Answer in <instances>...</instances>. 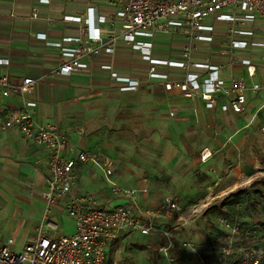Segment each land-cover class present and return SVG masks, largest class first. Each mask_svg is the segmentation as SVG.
<instances>
[{
  "label": "built area",
  "instance_id": "2783aa9c",
  "mask_svg": "<svg viewBox=\"0 0 264 264\" xmlns=\"http://www.w3.org/2000/svg\"><path fill=\"white\" fill-rule=\"evenodd\" d=\"M48 2L49 0H41ZM112 11L97 13V8L85 9V17L65 15L64 21L78 24V34L62 36L56 41L47 42L57 49L58 65L52 70L55 74L89 72L91 60L100 55L114 53L118 42L138 51L148 62L144 76L121 74L111 63L102 62L99 68L108 71L112 81L118 84L120 91H134L149 79L163 81L164 89L178 88L180 91L199 95L213 107L219 96L227 101L220 106L222 112L240 114L246 104V91L257 93L264 91V83L247 85V78L255 75V67L249 58L239 59L246 68V77L236 76L228 82L218 76L219 65L207 61H192L196 43L213 42L216 29H224L222 37L230 49H247L248 32L240 29L256 21L264 23V0H109ZM210 19L206 24L205 20ZM103 25H105L103 27ZM155 33L180 34L185 46L178 60L157 58L152 55L151 39ZM36 37L46 40L44 33ZM148 39V40H147ZM9 60L0 57V95L20 98L21 108L17 112L0 114V132L17 130L26 142L47 149L45 185L40 197L44 203L41 220L28 243L21 252H14V239L8 237L0 245V264H106L107 249L122 234L136 231L142 235H158V250L164 253L176 246L171 233L190 223L196 208L188 210L190 215L181 216L182 207L176 197L165 196L157 205L148 207L138 200V190L124 187L113 180L111 160L97 152L77 151L73 157L64 152L67 139L62 129L52 124L38 123L33 117L36 101L30 95L36 88L38 79L25 76L12 80L7 67ZM1 67L4 68L1 70ZM158 67L177 68L184 71L183 76L169 79L166 72ZM195 70L205 71L199 75ZM264 113V101L260 105ZM90 163L98 168L108 184L110 197L122 199V204L102 205L91 194L72 193L77 183V164ZM63 199L62 212L75 223L71 235L54 236L58 224L51 219L53 208ZM204 208H207L204 207ZM157 218H173L170 225L158 226ZM224 227L217 235L216 242L207 248L180 241L183 250H189L197 264H224L237 255L236 264H261L264 248H236L233 238L235 227L227 217L221 219ZM253 233H256L253 230ZM264 243V237H259Z\"/></svg>",
  "mask_w": 264,
  "mask_h": 264
},
{
  "label": "rangeland",
  "instance_id": "374dc122",
  "mask_svg": "<svg viewBox=\"0 0 264 264\" xmlns=\"http://www.w3.org/2000/svg\"><path fill=\"white\" fill-rule=\"evenodd\" d=\"M240 29L251 31L247 56L256 63L264 83V23L256 21ZM172 74L179 76V72ZM181 93L182 97L163 95L153 86L144 93L104 89L75 106L73 134L86 142L97 139L91 148H105L113 157L121 183L133 185L147 174L155 193L180 198L182 217L190 218L187 208L195 207L190 223L173 231L179 239L208 248L224 229L221 219L227 217L235 227L236 248H264L259 238L264 237V114L260 102L252 99L238 115L220 114L209 111L201 96ZM19 162L0 159V243L12 237L14 252H21L28 243L43 210L40 190L34 189V195L29 190L41 181L33 173L35 164ZM95 171H86L92 181L89 188L103 193ZM123 202L113 199L109 206ZM52 217L59 226L56 234H73L75 223L65 212ZM123 235L109 249L110 264H184L171 251L156 249L151 240ZM184 251L186 260L196 264L189 250ZM236 260L234 255L224 264H236Z\"/></svg>",
  "mask_w": 264,
  "mask_h": 264
},
{
  "label": "crops",
  "instance_id": "0c3cea01",
  "mask_svg": "<svg viewBox=\"0 0 264 264\" xmlns=\"http://www.w3.org/2000/svg\"><path fill=\"white\" fill-rule=\"evenodd\" d=\"M89 6L96 7L97 13L99 14H106L112 11V5L109 0H49L48 2H42L41 0H0V57L9 60L7 70L12 80L16 81L25 76L38 79L36 88L30 95V97L36 101V106L33 109V117L41 124H54L58 127L62 126L60 129L63 130L67 139V146L64 152L66 155L73 157L74 153L77 151L100 153L114 162L113 180L121 186L137 189L138 200L142 205L153 207L165 196H172L178 199L183 211L184 205H182L180 198H178L176 194L160 195L151 189V177L149 178L147 174H143L133 185L121 183L115 174L116 163L113 157L107 153L105 148H91L92 144L96 143L97 139L94 142H86L84 141V137H78V135L73 134L71 127H74L75 124L74 117L71 114L75 112V106L84 99L94 97L97 94L100 95L104 89L119 93H144L147 88L153 86L160 94H168L172 97L183 96L178 88L174 87L171 90H165L162 80L152 78L144 80L134 91H120L118 84L111 80L109 72L99 68L100 63H111L113 69L121 74L141 76H144L148 67V62L141 57L138 51L131 49L120 41L113 54L94 57L91 60L89 72H78L67 75L55 74L52 76L51 72L58 65L59 55L57 49L47 42L56 41L62 36L77 35L78 24L64 21L63 16L74 15L83 18L85 17L84 11ZM205 23L209 24L210 19H206ZM104 26L105 25H103V27ZM223 32L224 29L217 28V36L213 42L196 43V51L193 53L192 61H207L210 64L219 65L220 68L217 71L218 76L226 82L232 77H246V68L239 63V59L243 57L249 58L247 56L249 51L248 47L243 50L230 49L229 44L222 37ZM37 33H44L46 35V40L38 39L36 37ZM163 38L167 40L161 41ZM150 41L152 43L151 52L154 57L167 58L170 60H178L179 54L185 46L183 37L178 33H155ZM249 59L255 67V75L252 78L246 77L248 86H250L251 83H261L262 81L256 63L251 58ZM3 69L4 68L1 67V70ZM158 70L166 72L171 80L182 77L184 73L183 70L177 68L158 67ZM226 71H229L230 75L223 77L222 75H224L223 73ZM173 72H179V76L173 75ZM195 72L199 75L205 73V71L201 70H195ZM260 92L263 94L246 91L247 101L244 109L252 99L258 100L260 102L259 105L262 104L264 101V91ZM196 97L200 99V97ZM226 101V96H219L214 102L213 107L209 108V111L216 110V112L223 114L220 110V106L226 103ZM20 108L21 101L18 96L11 95L5 98L0 95V114L3 112H17ZM226 114L238 115L230 111L226 112ZM69 129H71L72 132H69ZM47 156L48 151L46 148L26 142L19 131L13 129L0 132V159L2 161L11 160L14 163L20 161L19 164H23L24 162H33V164H35L33 173L37 174L41 181L39 180L40 183L37 185L30 186L29 190L33 195L36 189H39L41 194L44 188ZM207 160L208 157H206L205 162ZM91 168L96 170L95 175L101 181L103 193H99L98 188H95V190L89 188V181L91 179L88 181L86 171ZM28 171H31V168H28ZM72 193L76 195L91 193L102 205L109 206L113 201V198L110 197L109 194L108 184L103 175L96 166L90 163L77 164V183L73 187ZM103 194L105 197L102 196ZM39 198L41 199L40 196ZM63 203L64 201L61 199L57 207H54V211L51 215L52 220H54L52 217L53 215L59 214L60 211H62L61 206ZM187 209L189 210L190 207ZM41 216L42 212L40 214V219L35 225L33 234L41 220ZM173 221V218L156 219L158 226L164 224L170 225ZM56 231L53 234L54 236L63 235L56 234ZM130 235L151 240L156 249H158L160 244L158 235L155 233L142 235L136 231H129L124 233L123 236ZM171 235L176 243V246L170 250L171 255H177L179 252H182L184 258L183 261H180L184 264H191L188 259L186 260L185 251L179 246V242L184 240L176 237L175 232H172ZM178 235L179 234H177V236ZM112 245L113 243L107 249L106 264H110L109 249Z\"/></svg>",
  "mask_w": 264,
  "mask_h": 264
},
{
  "label": "trees",
  "instance_id": "16d2710c",
  "mask_svg": "<svg viewBox=\"0 0 264 264\" xmlns=\"http://www.w3.org/2000/svg\"><path fill=\"white\" fill-rule=\"evenodd\" d=\"M171 249H173V248H171ZM170 249V250H171ZM172 256L174 257V258H177V259H179V260H182L183 261V254H182V252H179L177 255H173L172 254ZM263 260H264V258H263ZM263 260H262V262H263ZM262 262H261V264H262Z\"/></svg>",
  "mask_w": 264,
  "mask_h": 264
}]
</instances>
